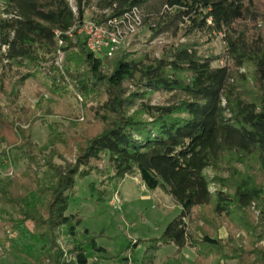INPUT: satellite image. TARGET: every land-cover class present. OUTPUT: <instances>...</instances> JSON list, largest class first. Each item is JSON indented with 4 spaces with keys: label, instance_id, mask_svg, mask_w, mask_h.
Wrapping results in <instances>:
<instances>
[{
    "label": "trees",
    "instance_id": "trees-1",
    "mask_svg": "<svg viewBox=\"0 0 264 264\" xmlns=\"http://www.w3.org/2000/svg\"><path fill=\"white\" fill-rule=\"evenodd\" d=\"M153 1H97L91 19L103 22L137 6L143 26L175 37L159 57L118 53L105 69L106 57L90 51L84 35L66 34L88 19L93 0H74L76 11L70 0H0V147L3 155L19 148L27 160L14 177L0 172V221L5 229L33 224L30 243L5 231L0 264H100L91 250L110 258L100 234L79 230V212L67 213L77 178L94 173L106 186L139 176L147 190L161 189L180 205L161 237L148 240L142 264H154L169 244L177 256L194 248L196 264H264V0ZM218 34L224 51L200 49L202 36ZM59 49L64 71L56 64ZM38 73L55 94L71 85L85 106L98 102L87 108L96 120L84 117L71 130L75 162L45 159L42 172L30 131L20 125L29 118L20 88ZM128 83L136 87L131 93ZM155 92L165 101L152 103ZM227 222L228 237L217 238ZM61 228L71 238L66 244ZM38 242L43 249L36 253ZM116 258L128 264L130 256Z\"/></svg>",
    "mask_w": 264,
    "mask_h": 264
},
{
    "label": "rangeland",
    "instance_id": "rangeland-1",
    "mask_svg": "<svg viewBox=\"0 0 264 264\" xmlns=\"http://www.w3.org/2000/svg\"><path fill=\"white\" fill-rule=\"evenodd\" d=\"M97 1L93 0L94 5L88 9L87 18L99 13L100 10L95 6ZM157 1L154 0L153 3L157 4ZM72 5L75 6V3L73 2ZM143 13L146 15L145 12ZM263 24L264 21L260 20L259 25ZM174 40L173 30L156 33L151 24L146 23L113 56L104 59L105 69L109 68L113 57L118 53H126L135 57L150 53L159 57L163 49ZM180 40L186 41V37H180ZM200 41L203 43L200 46L202 51L219 54L226 48L223 34H218L213 39L202 36ZM65 59L64 55L62 64L56 63L62 71L65 68ZM223 63L224 61L220 60L213 64L222 65ZM240 71L246 72L248 77H252L248 69L242 68ZM252 79H250L251 82ZM48 84L44 74L38 73L36 76L28 78L20 88V101L27 108L24 114L29 116L20 125L29 129L30 138L36 145L35 152L38 153L40 172L48 170L44 166L45 159H50L57 165L63 164L64 159L75 162L76 152H70L67 146L73 143L71 130L78 127L77 124L81 123L84 117H88L89 122L93 123L96 120L95 116L87 108L95 109L98 106V102L95 100H89L88 106H85L84 100L81 96L76 95L71 85V90L61 95L53 93ZM135 89L133 84L128 83V93ZM165 99L166 95L160 92L151 95L152 103L164 102ZM52 136H54L53 140H51ZM3 147L4 145L0 147V172L2 175H7L9 171H13L9 176L14 177L26 168L27 160L20 156L21 149L13 146L8 147L6 155H3ZM74 149L75 147H73ZM106 165L104 162L100 166L101 169L106 168ZM207 172L213 174L211 169H208ZM101 181V177L96 173L77 178L75 190L70 195L67 213L79 212L82 217L79 230L87 228L92 233L100 234L98 242L107 248L110 256V258H102V264H124L116 258L118 256H130L132 264H142L148 240L161 237L167 224L180 214L181 207L161 189L153 192L143 188L144 184L139 176L129 175L123 180L114 179L107 186L102 185ZM212 188L215 187L212 186ZM104 189L105 194L102 193ZM115 193H118L122 199L120 207L110 204V199ZM230 227V222L224 224L217 231L216 237L227 238ZM32 229L33 224L30 221L19 229H5L3 221H0V238L4 240L6 231L9 236H14L18 241L30 243ZM65 231L64 228H61L64 244L71 240ZM138 240L140 243L135 244ZM42 249V243L35 244L36 253ZM174 251V246L165 245L158 256L157 264H196V252L191 247L183 248L178 256L174 255ZM95 254L96 252L92 250L88 252L89 257ZM225 263L237 264L236 260H228Z\"/></svg>",
    "mask_w": 264,
    "mask_h": 264
},
{
    "label": "built area",
    "instance_id": "built-area-1",
    "mask_svg": "<svg viewBox=\"0 0 264 264\" xmlns=\"http://www.w3.org/2000/svg\"><path fill=\"white\" fill-rule=\"evenodd\" d=\"M73 4L74 0H70ZM76 11V7L73 6ZM143 27V14L141 10L134 6L124 13L116 16L108 17L103 22H98L95 19H85L80 23H76L71 27L66 34L73 36L75 32L86 37V45L88 49L97 55L104 57L113 56L128 39L138 33ZM60 32H57L59 34ZM59 46L63 44L62 39H58ZM64 58V52L59 49L56 63L61 65ZM13 171H9L12 174ZM145 188L144 185H142ZM122 199L118 193H115L111 199L110 204L114 207H120ZM62 247L65 249L62 240H60ZM94 257L92 261H97Z\"/></svg>",
    "mask_w": 264,
    "mask_h": 264
},
{
    "label": "crops",
    "instance_id": "crops-1",
    "mask_svg": "<svg viewBox=\"0 0 264 264\" xmlns=\"http://www.w3.org/2000/svg\"><path fill=\"white\" fill-rule=\"evenodd\" d=\"M169 246H174L175 247V251H174V255H177V250H178V247L176 246V245H174V244H169ZM165 247V245L164 246H162L161 248H160V250L156 253V257H155V260H154V264H157V262H158V256H159V254H160V252L162 251V249ZM185 248V247H184ZM192 249H194V248H192ZM183 250V249H182ZM181 250V251H182ZM127 255V254H126ZM98 257V259H99V261H100V264H102V258H105V257H103V255H101V254H99V253H97L96 252V254L94 255V256H92V257H90V258H93V257ZM109 256V255H108ZM110 257V256H109ZM123 257H127V256H121V258H123ZM120 259V258H119ZM118 260V259H117ZM116 260V261H117ZM112 261H115V260H112ZM125 261V263H128V264H132V261H131V259H129V260H124Z\"/></svg>",
    "mask_w": 264,
    "mask_h": 264
}]
</instances>
